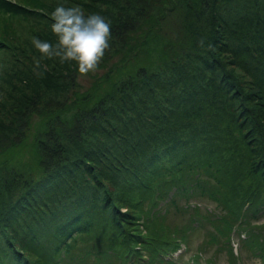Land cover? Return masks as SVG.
Instances as JSON below:
<instances>
[{
    "label": "trees",
    "instance_id": "1",
    "mask_svg": "<svg viewBox=\"0 0 264 264\" xmlns=\"http://www.w3.org/2000/svg\"><path fill=\"white\" fill-rule=\"evenodd\" d=\"M205 1L0 0V61L11 57L0 62V78L19 52L27 60L24 75L40 76L49 67L32 41L57 43L51 13L60 5H80L85 15L103 16L111 24L112 36L120 38L112 37L110 45L115 41L113 48L126 45L128 55L133 52L128 38L140 36L129 26L123 31L124 26H131L133 17L147 15L159 23L155 30L148 27L147 34L153 30L158 36L165 21L178 19L176 36L165 32L162 38L172 48L188 49L179 57L176 48L166 54L159 71L141 66L105 98L91 99L90 93L83 104L77 103L80 109L90 107L91 126L108 134L103 146L82 139L86 124L80 118L59 116L61 121L50 128V135L39 140L44 144L38 147L43 149L42 162L34 168L36 176L28 175L17 188L22 178L6 175L0 183V264H74L91 255L97 264H199V255L191 262H180L181 254L175 256L188 247L189 226L164 225L158 219V201L173 188L187 201L210 197L216 202L217 218L207 219L216 223L226 242L233 231L241 235L245 229L248 237L241 238L242 245L262 247L264 253V222L252 225L249 219L264 208V54L260 62L252 58L264 48V27H258L264 23V8L256 1L255 18L247 13L251 17L230 21L224 11L216 13L233 0H207L204 10ZM156 5L158 14L152 12ZM210 12L212 36L204 42L194 24ZM247 20L252 24L250 35L243 28ZM131 30L134 35L128 33ZM147 34L141 32L142 46L150 42ZM171 58H177L172 67ZM68 66L67 72L80 86L75 81L78 67ZM247 74L252 80L246 81L248 86ZM157 77L162 81L154 83ZM99 121L110 124L100 126ZM63 138L76 147L72 157L62 156L68 151ZM109 158L110 176L101 168ZM76 173L99 179L109 190V201L103 202V195L84 178L73 179V186L70 179ZM171 201L165 204L170 206ZM229 250L232 258L236 256L232 245Z\"/></svg>",
    "mask_w": 264,
    "mask_h": 264
},
{
    "label": "rangeland",
    "instance_id": "2",
    "mask_svg": "<svg viewBox=\"0 0 264 264\" xmlns=\"http://www.w3.org/2000/svg\"><path fill=\"white\" fill-rule=\"evenodd\" d=\"M256 1H258L260 8H264V0H233V3L228 4L227 8L217 12L216 16H219V14L224 11L223 16L226 20L228 19L230 21H239L233 19H241V17H251L247 15V13L253 15L252 18H255L257 14L255 11L257 8L255 7ZM207 4L206 0L203 4L204 10L207 9ZM74 6L77 5L74 4ZM159 10L160 7L156 5L152 12L158 14ZM141 13L143 12L141 11ZM154 21L155 17L153 15H147L142 19L133 17V22H131L132 25H125L123 31L127 30V26H129V29H137L136 32L131 30L128 33L131 34L135 32L136 35L138 33L141 39V32L147 34L146 29L148 27L154 29V27L159 24L157 22L154 24ZM247 21H243L245 22L243 28L245 33L247 32V34L250 35L252 34V27L249 26L252 24L250 21ZM177 23L178 19H172L171 24L169 20L165 21L163 25L165 28L163 31L160 28L158 29L159 36L155 33L156 31L152 30L149 32L147 37L150 39V42H147V46H142L139 38L138 40L137 38H128L133 49L131 55L127 54L126 45L123 48V45L118 43L116 44L117 48H113L112 45H114L113 43H116V41H111L112 45H110L109 50L105 54L106 58H104L105 60L102 61L99 69L95 73H89L87 76H81L79 72L77 73L75 81H77L80 86L76 85L70 73L67 72L68 65L73 66L75 69L78 67L76 62H66V65H64V62H61L59 57H53L50 60L46 58L42 63L49 64V67L47 68V65L44 67L46 69L43 70L44 72H42V75L36 76L34 72L33 74H26L29 75L27 77L24 75V70L27 66L23 63V60L27 61L25 55H22L23 52L17 53L15 57H13L14 59L12 58L9 62L11 67L10 70H5L0 78V183L2 185L4 184L6 175L12 178H17L18 176L22 178L17 186V188H20L21 181L23 179L26 180L28 175L32 177L36 176L34 168H37L38 162H42L40 156L43 149L41 147L38 150V147L44 144L39 140L41 138L46 139L50 135V128L55 124H59L61 117L64 118V120L72 117L80 118V121L86 124L82 139H91V141L96 143V146H103L108 134L106 133L103 135L102 130L91 126L90 120L92 118L88 111L90 107L87 109H80L77 103L83 104V101L87 97H91L90 95L88 96L90 93L93 94V98L91 99H98L102 96L105 98L107 91H110L115 86L118 87L122 81H127L129 76L138 72L141 66H148L152 71H159L160 66H162L164 62V56L166 58V54H171L176 48H172L173 45H168L167 41L162 38V35H166V32L168 35L172 34L171 36L175 37L176 35L173 30L177 28ZM212 23L213 18L211 17V12L210 14L199 16L196 19L194 27L199 39L204 41L205 38L212 36V29L210 28V26L212 27ZM166 25L169 26L167 27ZM258 27L263 28L264 23H260ZM121 28L122 26L117 27V29ZM112 37L111 34L110 40H112ZM113 38L117 40L120 39L118 36H114ZM168 41H170V39H168ZM165 46H169L170 48H166ZM191 48L192 47H189V50ZM176 49L178 57L188 52V49L185 47H178ZM263 49L260 48L258 53H255V55L253 54L254 57L252 58L255 62L261 61L259 56L261 53L264 54ZM9 57L10 54L5 56L2 60H8ZM41 57L45 58V56L42 55ZM176 59H170L169 65L171 67L175 64ZM2 60L0 62H2ZM17 63H19L20 66H18ZM45 64H43V66ZM167 73L171 76L170 70ZM244 78L246 85H251V83L246 82L247 80L252 82L250 76L247 74ZM158 81H162V79L157 77L153 82L157 83ZM29 87H31L30 91L28 90ZM98 124L100 126H108L110 122L107 124L104 121H99ZM94 125H96V123H94ZM69 130L72 131V128H69ZM96 130H98L99 133H96ZM92 135L96 136V138H93ZM61 142L65 150L68 148V151L64 152L62 156L72 157V154L76 152V147L74 148L73 146L74 144H71V142L64 138ZM110 161H112L111 158L106 159L101 165V168H103L105 172H108L109 176L111 173L107 163ZM29 167H32L31 172L27 170ZM202 176L205 177L204 175ZM104 177H108L107 174H104ZM36 178L38 179L40 177ZM75 178H84V180H87L93 190L103 195V202L109 201V190L106 186H102L99 179L76 173V175L70 179V183H73V179ZM9 180L11 179L9 178ZM107 183L112 186L110 182ZM73 186L76 185L73 183ZM114 187L116 189L115 197H118L119 191L117 186L114 185ZM175 191L176 189L173 188L170 190L166 199H159V213L153 211L151 214L155 212L158 213V219L164 225L169 224L175 226L180 224L182 228L186 225L189 226L188 229H185V233L188 235L189 239L188 247L186 248L183 246L181 250L175 254L176 256L181 253L180 257L182 261L180 262L188 260L191 262L192 260H190V258L192 256L199 255V264H210L211 260L216 264H264L262 247L255 248L248 242L242 245L244 242L242 239L248 237V233L245 229L241 230V235L233 231L231 241L228 243V241L226 242L227 239L225 236L216 229V223L209 222L207 217L212 218V220L217 218V212L214 210L216 202L212 201L210 197L200 198L193 196L190 201H187L185 198L175 193ZM172 199L175 201L172 202ZM167 200L171 201L170 206L165 204ZM52 202L55 203V201ZM110 203L112 205V201H110ZM196 206L198 207L197 210L195 209ZM120 210L125 212L127 208L121 206ZM255 217L256 218H253V216H251L249 218L251 221L250 223L252 225L262 224L264 222V208L259 213L255 214ZM255 230L259 231L258 228H255ZM231 245L236 255L233 256V258L229 250V246ZM74 264H97V260H95V255H91L86 257L83 261H74ZM100 264H105V262ZM190 264L198 263L192 261Z\"/></svg>",
    "mask_w": 264,
    "mask_h": 264
},
{
    "label": "clouds",
    "instance_id": "3",
    "mask_svg": "<svg viewBox=\"0 0 264 264\" xmlns=\"http://www.w3.org/2000/svg\"><path fill=\"white\" fill-rule=\"evenodd\" d=\"M51 19V31L57 37V43L33 38L35 48L47 58L76 62L81 76L95 73L110 48V22L99 14L85 15L78 5L57 6Z\"/></svg>",
    "mask_w": 264,
    "mask_h": 264
}]
</instances>
